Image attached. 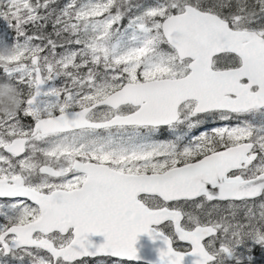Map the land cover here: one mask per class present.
I'll use <instances>...</instances> for the list:
<instances>
[{
  "label": "snow or ice",
  "instance_id": "1",
  "mask_svg": "<svg viewBox=\"0 0 264 264\" xmlns=\"http://www.w3.org/2000/svg\"><path fill=\"white\" fill-rule=\"evenodd\" d=\"M55 4L0 0V264H258L264 0Z\"/></svg>",
  "mask_w": 264,
  "mask_h": 264
},
{
  "label": "water",
  "instance_id": "2",
  "mask_svg": "<svg viewBox=\"0 0 264 264\" xmlns=\"http://www.w3.org/2000/svg\"><path fill=\"white\" fill-rule=\"evenodd\" d=\"M89 239L94 244L98 245L103 243L104 237L102 234H90ZM133 246L137 250V258L130 261L141 262L145 264H162V261L158 256V249L163 247L162 241L151 239L147 233H140L137 235ZM117 259L127 260L126 258ZM193 259L194 257L185 256L184 264H191Z\"/></svg>",
  "mask_w": 264,
  "mask_h": 264
},
{
  "label": "rangeland",
  "instance_id": "3",
  "mask_svg": "<svg viewBox=\"0 0 264 264\" xmlns=\"http://www.w3.org/2000/svg\"><path fill=\"white\" fill-rule=\"evenodd\" d=\"M153 0H131V3L135 4V3H146V4H150L152 3ZM65 3V0H56V4L53 5L54 7L59 5V6H63V4ZM123 23H127V19H125L123 21ZM180 131H183V129H181ZM158 139H171L172 135L169 134L168 130L165 129L164 132L162 134H159ZM258 202V201H257ZM84 260V264H125L117 259H113L110 257L107 258H90V259H83ZM256 260L258 261V264H264V254H260L259 250H257V256H256ZM126 264H140V263H132L129 262Z\"/></svg>",
  "mask_w": 264,
  "mask_h": 264
},
{
  "label": "flooded vegetation",
  "instance_id": "4",
  "mask_svg": "<svg viewBox=\"0 0 264 264\" xmlns=\"http://www.w3.org/2000/svg\"><path fill=\"white\" fill-rule=\"evenodd\" d=\"M223 123L224 122H218V123H216L215 125H213V126H223ZM232 123H235V121H232ZM175 245L177 246V247H181V246H184V247H186V245H183V243L182 242H175ZM121 262H123V263H125L126 264V262L125 261H121ZM127 263H129V262H127Z\"/></svg>",
  "mask_w": 264,
  "mask_h": 264
}]
</instances>
